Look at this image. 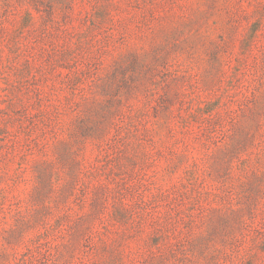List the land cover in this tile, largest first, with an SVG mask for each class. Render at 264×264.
I'll return each mask as SVG.
<instances>
[{
  "label": "rangeland",
  "instance_id": "obj_1",
  "mask_svg": "<svg viewBox=\"0 0 264 264\" xmlns=\"http://www.w3.org/2000/svg\"><path fill=\"white\" fill-rule=\"evenodd\" d=\"M0 264H264V0H0Z\"/></svg>",
  "mask_w": 264,
  "mask_h": 264
}]
</instances>
